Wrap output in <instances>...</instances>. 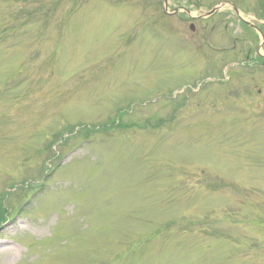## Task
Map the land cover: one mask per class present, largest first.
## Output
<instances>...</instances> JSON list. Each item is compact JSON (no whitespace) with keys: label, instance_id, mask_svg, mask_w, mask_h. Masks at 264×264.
Listing matches in <instances>:
<instances>
[{"label":"rangeland","instance_id":"obj_1","mask_svg":"<svg viewBox=\"0 0 264 264\" xmlns=\"http://www.w3.org/2000/svg\"><path fill=\"white\" fill-rule=\"evenodd\" d=\"M186 26L0 0V264H264L261 54Z\"/></svg>","mask_w":264,"mask_h":264},{"label":"flooded vegetation","instance_id":"obj_2","mask_svg":"<svg viewBox=\"0 0 264 264\" xmlns=\"http://www.w3.org/2000/svg\"><path fill=\"white\" fill-rule=\"evenodd\" d=\"M207 1L209 0H155V6L167 18L187 24V33L191 34V37L196 36L197 42L198 33L203 35L207 31L218 29L221 24L227 23L226 28L229 24L231 31L228 33H231L233 50L236 51V46H242L245 61L248 62L254 48L257 49L261 55L258 56L256 66L264 67V0H256L254 3L251 0H212L206 4ZM237 51H240V48ZM259 79V75L250 78L253 87L243 82V93L250 94L256 88L262 87ZM238 82H234L232 87L236 88ZM256 96L261 98L262 105L264 91L258 89Z\"/></svg>","mask_w":264,"mask_h":264}]
</instances>
